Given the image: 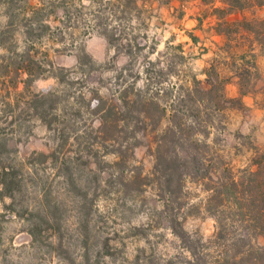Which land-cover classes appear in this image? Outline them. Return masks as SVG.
<instances>
[{"label": "rangeland", "instance_id": "rangeland-1", "mask_svg": "<svg viewBox=\"0 0 264 264\" xmlns=\"http://www.w3.org/2000/svg\"><path fill=\"white\" fill-rule=\"evenodd\" d=\"M9 1L0 0V167L17 171L20 182L14 198L0 199V264L183 263L196 235L214 236L216 221L201 206L207 193L191 179L178 196L164 193L157 159L168 151L157 145L170 90L194 74L203 80L214 58L223 75L231 72L218 49L223 42L209 33L210 6L185 4L192 19L157 4L114 22L101 13L112 23L113 47L95 28L100 0ZM128 40L143 49L130 53ZM143 56L158 64L150 83L140 72ZM243 111V120L226 112L225 141L215 148L173 147L182 155L198 150L204 168L215 152L243 166L250 140L264 144L255 141L257 127L241 126ZM236 132L250 139L236 140ZM170 218L190 237L173 230ZM254 242L263 246L264 238Z\"/></svg>", "mask_w": 264, "mask_h": 264}, {"label": "trees", "instance_id": "trees-1", "mask_svg": "<svg viewBox=\"0 0 264 264\" xmlns=\"http://www.w3.org/2000/svg\"><path fill=\"white\" fill-rule=\"evenodd\" d=\"M172 1L174 0H100L97 9L93 11L96 17V31L105 36L109 45L115 47L112 43V23L104 24L99 20L101 13L108 14L107 18L114 22V19H126L134 13L139 16L145 7L153 10L154 4L161 7L169 5ZM176 1L180 3V7L176 9L180 10L179 17H183L186 13L183 9L185 4L195 0ZM9 2L7 0V3ZM202 2L210 6V26L213 33L224 37L218 49L225 54L222 58L226 65H230L231 72L223 75L220 68L223 63L214 58L213 62L201 71V74L205 75L203 80L198 79L195 74L191 75L183 81L180 91L177 90L175 94H172L171 90L168 92L172 105L169 108L168 123L163 131L162 141L157 145L158 151H168L160 153L157 159V162L164 164L161 169L163 190L164 193L176 197L184 189L186 178L198 183L207 193L201 206L203 205L204 211L216 221L214 236L203 241L201 236L196 235V247H186L189 255L181 264H264V245L259 246L254 242L259 237L264 238V145L258 147L250 140L251 146L246 151L251 152L252 156L244 166L237 169L230 159L218 152L210 159L213 166L204 168L206 159L198 150L194 154L185 151L182 155L173 147L175 142L183 146L189 141L195 147L215 148L217 144L224 142L221 136L222 132L227 130L226 112L245 110L242 97L252 93L261 78L256 60L258 55H264V0ZM26 3L29 4V1ZM196 19L202 24L203 17ZM108 34H112L111 38ZM191 38L194 42H199L197 36L191 35ZM127 46L130 53L143 49L135 42L131 44V40H128ZM255 46L259 48V54L254 52ZM177 48L181 53L184 52L182 45ZM143 58L140 72L150 83L157 72L158 64L147 61L148 56ZM134 60L136 63L137 58ZM161 70L158 68V71ZM233 78L236 79L239 95L229 97L226 86ZM154 104L153 100H150L149 107L158 108ZM163 113L166 115L165 111ZM211 135L212 144L208 145ZM235 138L250 139V135L236 132ZM19 182L17 171L1 166L0 199L14 198ZM169 224L173 230L176 226L184 236L190 237L183 229V224L177 223L176 218H170ZM176 234L184 240L181 233ZM213 249L217 255L209 253Z\"/></svg>", "mask_w": 264, "mask_h": 264}, {"label": "crops", "instance_id": "crops-1", "mask_svg": "<svg viewBox=\"0 0 264 264\" xmlns=\"http://www.w3.org/2000/svg\"><path fill=\"white\" fill-rule=\"evenodd\" d=\"M169 5H170V9L172 11L174 9H177L180 7V3L176 0L171 2ZM184 10H186V9L184 8ZM186 16H188L189 18L193 17L192 15H188V13L186 12L185 15L183 16V19H185ZM195 20H196V18H195ZM209 33H211V35L213 37L221 40L220 43H222L224 41V37L221 35L214 34L212 29L210 30ZM254 52L259 54V48L257 46H255ZM256 62H257L258 69H259L261 76H262L261 81H263V84H264V55H258ZM229 87L231 88V93L227 94L229 97H236L239 95L238 86H237L235 78H233V80L229 84H227L226 89ZM259 88H260L259 85L255 86V90L252 93L244 95L242 97L243 103L245 105V110L248 111L249 115L246 114L247 120H245L244 124H241V126L245 125V124H249V125H254L255 127H257L255 141H257V143L258 142L264 143V87L260 90H259ZM259 100H260V102H259ZM243 112L244 111H241V110L231 111V113H233V115L234 114L237 116L241 115V117H240L241 120H243V115H244ZM241 129H242V127H241ZM241 129H239L240 132H242ZM245 164H246V162L243 164V166Z\"/></svg>", "mask_w": 264, "mask_h": 264}]
</instances>
